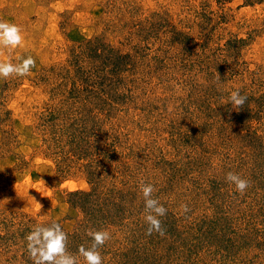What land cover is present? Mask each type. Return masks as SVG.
I'll use <instances>...</instances> for the list:
<instances>
[{
    "label": "rangeland",
    "instance_id": "rangeland-1",
    "mask_svg": "<svg viewBox=\"0 0 264 264\" xmlns=\"http://www.w3.org/2000/svg\"><path fill=\"white\" fill-rule=\"evenodd\" d=\"M0 19L25 36L0 59L36 60L0 78V264H33L52 221L73 254L107 229L103 264H264V0H0Z\"/></svg>",
    "mask_w": 264,
    "mask_h": 264
},
{
    "label": "clouds",
    "instance_id": "clouds-1",
    "mask_svg": "<svg viewBox=\"0 0 264 264\" xmlns=\"http://www.w3.org/2000/svg\"><path fill=\"white\" fill-rule=\"evenodd\" d=\"M24 40L25 36L20 25L0 19V57L4 55V49L11 50L23 46ZM35 67L36 60L31 55L27 58H20L18 63H12L11 59H0V78H8L13 75L24 77L29 75ZM247 99V95H242L239 89L232 91L229 97L233 108L237 111L243 107ZM226 179L235 185L237 192L241 195L251 186L248 179L242 178L235 172H228ZM41 183L46 184V181L42 179ZM35 190L42 197L50 199V196H45L40 189ZM140 190L144 197V220L148 225L146 234L152 235L153 232H156L160 236H164L165 230L160 218L167 215L168 209L160 203L158 198H153V193L156 191L153 184L142 181ZM33 199L36 200L38 208H43V205L35 197ZM180 208L184 213L190 211L187 204H181ZM87 235L92 238V243L90 247L81 244L78 254H73L68 250V233L56 221L46 225L37 223L25 239L33 264H79L78 257H83L86 264H103L100 248L111 239L110 232L107 229H89Z\"/></svg>",
    "mask_w": 264,
    "mask_h": 264
},
{
    "label": "trees",
    "instance_id": "trees-1",
    "mask_svg": "<svg viewBox=\"0 0 264 264\" xmlns=\"http://www.w3.org/2000/svg\"><path fill=\"white\" fill-rule=\"evenodd\" d=\"M91 41H92V40H89L88 42H91ZM94 54H95V55H96V54H100V51H99V50H96V53H94ZM119 68H120V67H119ZM91 114H92V113H91ZM91 118H92V117H87L86 120L84 119V121H85L86 123H84V122L81 123V125H80L81 129L78 130V133H79V134H80V133H83L84 131L89 130V123H90V121L92 120ZM78 133L76 134V136H79ZM76 193H82V194H87V195H89V193H84V192H82V191H79V192H78V191L72 192V194H76ZM110 215H111V214H109V212H107L106 214H103L102 217L108 219ZM106 219H105V220H106Z\"/></svg>",
    "mask_w": 264,
    "mask_h": 264
}]
</instances>
